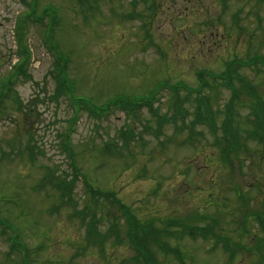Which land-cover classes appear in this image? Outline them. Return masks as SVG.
Returning <instances> with one entry per match:
<instances>
[{"label":"rangeland","instance_id":"obj_1","mask_svg":"<svg viewBox=\"0 0 264 264\" xmlns=\"http://www.w3.org/2000/svg\"><path fill=\"white\" fill-rule=\"evenodd\" d=\"M228 3L0 0V264H130V227L92 190L113 193L135 224L181 250L180 261L142 236L154 264L259 262L242 245L264 238V144L248 141L256 124L240 102L264 107V66H242L264 57V0ZM235 60L249 87L234 81L240 146L231 154L219 147L233 141L221 130L232 95L219 76ZM61 63L76 98L105 109L121 98L126 111L113 104L97 117L58 96ZM198 104L211 107L216 132L206 112L197 119ZM245 191L253 201L243 204Z\"/></svg>","mask_w":264,"mask_h":264},{"label":"trees","instance_id":"obj_2","mask_svg":"<svg viewBox=\"0 0 264 264\" xmlns=\"http://www.w3.org/2000/svg\"><path fill=\"white\" fill-rule=\"evenodd\" d=\"M244 79L240 76L239 77V81H240V86L243 88V89H247L248 87H249V84L247 83V82H245V81H243ZM231 81V80H230ZM244 83V84H243ZM62 89L64 88V85H62V87H61ZM236 93H238V92H236ZM244 103V102H243ZM246 103H244V105H245ZM262 107H263V103H261V102H257L255 105H254V103H253V101L251 102V105H250V108H251V110H252V115H253V113H254V108H255V116H256V119H251L255 124H256V126H255V128H254V132L251 134V137H253L254 139H257L259 142H264V124L262 123V122H259V120L262 118L261 116H260V112H261V110H262ZM250 126V125H249ZM229 131H230V129H229ZM227 136H230L231 138H232V143L229 145V147H228V149H227V153H234L235 152V150H236V148L239 146V136H238V134H237V132H233V133H231V134H228ZM231 154H228L229 156L231 155ZM75 169V168H74ZM75 171H77L76 169H75ZM63 191H64V195L66 196L67 195V187L64 185V189H63ZM91 193V195H92V197L94 198V200H96V196H97V194H96V192L94 191V190H92V192H90ZM102 196H108V197H110L111 196V194H105V193H103V195Z\"/></svg>","mask_w":264,"mask_h":264}]
</instances>
